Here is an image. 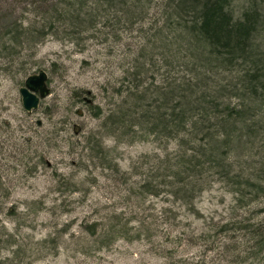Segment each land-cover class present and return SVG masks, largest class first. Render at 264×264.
Here are the masks:
<instances>
[{"label":"rangeland","instance_id":"rangeland-1","mask_svg":"<svg viewBox=\"0 0 264 264\" xmlns=\"http://www.w3.org/2000/svg\"><path fill=\"white\" fill-rule=\"evenodd\" d=\"M70 1L0 0V40L18 55L12 59L9 50L0 57V264H258L254 258L236 263L226 250L234 235L246 243L244 232L227 234L211 225H246L264 212L252 219L234 213L233 196L218 182L193 209L161 191L162 178L154 183L158 194H142L139 187L156 156L165 155L163 148L154 139L120 136L118 143L106 132L104 138L97 134L120 102L116 93L125 75L145 61L143 48L154 65L147 63L139 77L162 84L167 68L161 46L168 41L163 37L152 51L148 44L156 29L175 38L171 1L141 0L144 17L134 25L117 8L102 15L93 2L89 10L97 9L98 16L88 22L83 0ZM232 1L236 18L248 12L264 17V0ZM13 34L24 42L9 43ZM260 42L264 49V37ZM41 71L50 93L28 113L19 91ZM97 142L109 152L105 162L90 156L87 146ZM135 166L139 172L130 177ZM126 223L140 226L141 236L108 232L111 224L122 231Z\"/></svg>","mask_w":264,"mask_h":264},{"label":"trees","instance_id":"trees-1","mask_svg":"<svg viewBox=\"0 0 264 264\" xmlns=\"http://www.w3.org/2000/svg\"><path fill=\"white\" fill-rule=\"evenodd\" d=\"M94 1L83 0L80 7L82 12L88 8V22L98 16L97 9L89 10V3L96 4L92 7H98L102 15L117 8L133 25L139 23L140 16L144 17L141 0L136 5H129V0ZM170 1L167 11L168 21L172 18L176 24V28H170L174 42L167 30L156 29V39L148 44L152 51L168 41L161 46L167 68L162 84H148L139 77L147 63L154 65L152 55L143 48L145 61L132 65L125 75L116 93L120 102L97 134L103 133L104 138L107 133L118 143L122 136H129L132 140L154 139L160 144L165 155L162 159L156 156L155 164L144 174L139 187L142 194H158L154 183L162 178L160 190L193 209L206 188L218 182L233 196L234 213L247 212L251 219L255 218L264 212V49L260 42L264 37V17L248 12L236 18L232 0ZM135 12L138 15L134 16ZM15 34L9 43L24 42ZM6 44L0 40V57L9 50L12 59L18 57ZM99 142L87 148L93 159L105 162L109 152ZM171 144L176 148L169 150ZM112 167L119 171L117 165ZM137 169L135 166L133 173L127 174L132 177L138 174ZM243 223H215L211 229L217 225L223 233L244 232L249 237L247 242L243 244L234 235V241L226 243V250L234 253L236 263L254 258L264 264V218ZM125 225L126 230L118 231V225L111 224L108 232L123 239L131 237V231L133 236H141L140 226ZM206 235L205 232L204 238ZM213 244L216 246V242Z\"/></svg>","mask_w":264,"mask_h":264},{"label":"water","instance_id":"water-1","mask_svg":"<svg viewBox=\"0 0 264 264\" xmlns=\"http://www.w3.org/2000/svg\"><path fill=\"white\" fill-rule=\"evenodd\" d=\"M47 82L48 76L44 71L26 79L24 86L19 91L26 112L32 113L38 110L41 100L49 95Z\"/></svg>","mask_w":264,"mask_h":264}]
</instances>
